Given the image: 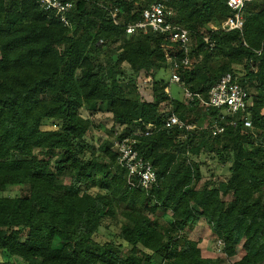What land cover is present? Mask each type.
Masks as SVG:
<instances>
[{
	"label": "trees",
	"instance_id": "16d2710c",
	"mask_svg": "<svg viewBox=\"0 0 264 264\" xmlns=\"http://www.w3.org/2000/svg\"><path fill=\"white\" fill-rule=\"evenodd\" d=\"M154 1L76 0L67 27L35 0H0V253L16 251L15 260L0 264H223L204 256L187 232L202 219L228 258L239 245L245 251L231 264H264V113L249 108L252 127L223 114L225 129L213 135L219 112L200 98L173 99L157 79L173 63L188 89L207 98L223 74L241 66V83L264 107V0L246 3L242 31L209 30L214 47L202 32L231 15L227 0H170L174 20L191 32L198 61L190 66L165 34L127 32ZM144 75L154 78L147 97ZM166 101L197 126H163ZM81 110L111 113L130 127L126 136L141 130L135 148L152 162L157 183L131 187L113 144L97 153L85 142L91 121ZM150 123L156 129L145 135ZM201 153L231 162L230 177L199 188L194 157ZM14 189L23 194L4 195ZM159 211L171 212V220ZM106 220L128 251L95 240Z\"/></svg>",
	"mask_w": 264,
	"mask_h": 264
},
{
	"label": "built area",
	"instance_id": "2783aa9c",
	"mask_svg": "<svg viewBox=\"0 0 264 264\" xmlns=\"http://www.w3.org/2000/svg\"><path fill=\"white\" fill-rule=\"evenodd\" d=\"M35 1L47 13L59 19L63 25L67 27L71 26L69 15L75 8L76 0ZM248 1L249 0H227V5L231 9V15L220 24L212 25V27L210 26L209 30L242 31L245 24V8ZM112 15L115 23L118 24L120 21L117 18V9L113 11ZM175 15L176 11L173 5L170 4V0H155L143 9L141 19L129 23L126 30L128 33H135L137 31H144L146 33L148 31H154L165 34L171 42L177 43L178 47L184 52V56L181 60L182 65L190 66L193 64L191 54V32L188 28L174 20ZM205 32L206 29L202 32L204 33V41L213 45L214 42L211 40L210 32ZM167 56L170 59L169 53ZM171 64L172 74L170 82L182 86L186 99L194 100L200 98L203 107L219 112L212 126L213 135L222 133L225 129L224 125H221L219 122L220 118H224L223 114L232 116L231 122L234 124L242 119L245 126L252 127L253 120L249 108L252 107L254 103L251 99L249 88L241 83L239 75L233 72L223 74L217 83L209 90L208 97L202 98L200 93H194L188 89L185 85V81L173 70L174 64ZM153 81L154 78L152 75L143 76L144 83H150L151 85ZM167 88L166 91L169 93ZM162 113L166 114V116L164 115L165 117L162 121V125L167 128L179 126L191 130L196 127L194 124L184 123L177 116L172 107H170L169 110H162ZM156 126L155 123L148 124L145 135L153 133ZM140 133H142L141 130H138L134 131L133 135L121 137L115 142L113 147L118 153L119 165L126 171L128 184L133 188L148 190L157 183V173L152 162L141 155L135 148L137 139L134 135H139ZM220 243H222V241H220Z\"/></svg>",
	"mask_w": 264,
	"mask_h": 264
},
{
	"label": "rangeland",
	"instance_id": "374dc122",
	"mask_svg": "<svg viewBox=\"0 0 264 264\" xmlns=\"http://www.w3.org/2000/svg\"><path fill=\"white\" fill-rule=\"evenodd\" d=\"M216 23V22H214ZM206 28V32H209L210 25L208 24ZM203 31H205L203 29ZM205 32V33H206ZM214 42V41H213ZM216 43L214 42L213 45H210L211 47H214ZM198 60L196 57L192 55V62L196 63ZM123 67L125 69H129V65L127 63L123 64ZM237 75L240 77L244 75L243 67L237 66ZM172 74V68L167 65L164 67L159 74L157 75V79L165 80L168 83V90L169 94L173 99H178L180 101H187L182 86L178 85L177 83L170 82ZM186 83V81H185ZM142 93L145 94L144 97H147V94L150 93V83H144L141 84ZM252 93H256V90L252 87ZM252 94V101L254 103L255 109L258 111V113H264V107L263 103L257 101ZM170 107L173 108V104L170 103V101H166L161 104L160 108V121L162 122L164 117L166 116V112L162 113V110H169ZM81 113L83 116L87 117L91 121V126L89 132L85 136V142L93 149H95L98 152H100V145L101 144H113L115 145V142L118 141L121 137L126 136L127 129H130L128 125H120L116 124L113 115L109 112H106L104 110H99L97 112H91L86 110H81ZM165 115V116H164ZM194 124V123H191ZM196 125V124H194ZM197 126V125H196ZM48 128L52 127L55 128V126L50 123ZM136 130L138 128L134 127ZM134 133V132H133ZM90 153V151H89ZM88 153V155H89ZM200 164L202 169V180L198 184V187L200 188L202 184L209 181L212 183H216L217 181H225L230 177V166L231 162L228 163H221L218 159V157L213 153H201L197 157H194ZM65 181L69 183L71 181V178L66 176ZM94 188L93 190H95ZM24 190H28V186L24 188ZM23 192L20 189H14L9 190L4 193V195H22ZM232 196H228L227 200H232ZM160 215H162L166 220H171V212L163 213L162 211L158 212ZM109 224V226H107ZM117 227L115 225L110 224V220H106L104 224L99 228L98 233L95 235V240L101 244H104L109 241H113L116 245L119 243H123V250L128 251L129 246L122 242V239L118 237L117 235ZM190 238L195 240L198 243L199 248H201V251L204 256L207 257H222L223 264H231L233 261L241 258L242 255H244L245 251L241 248V246H237L238 254L235 257L228 258L224 252H223V244L220 243V240H218L217 236L213 233L210 225L205 219H202V221H199L197 226L194 229L187 230ZM10 259L15 260L16 258V251L12 250L10 253H5L4 255L0 253V259ZM154 262L160 263L159 258H154Z\"/></svg>",
	"mask_w": 264,
	"mask_h": 264
},
{
	"label": "crops",
	"instance_id": "0c3cea01",
	"mask_svg": "<svg viewBox=\"0 0 264 264\" xmlns=\"http://www.w3.org/2000/svg\"><path fill=\"white\" fill-rule=\"evenodd\" d=\"M217 23H214V22H210L209 25L212 27V25H215ZM202 221V220H201Z\"/></svg>",
	"mask_w": 264,
	"mask_h": 264
}]
</instances>
